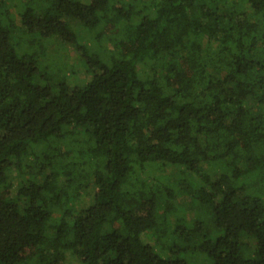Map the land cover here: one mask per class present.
I'll list each match as a JSON object with an SVG mask.
<instances>
[{
	"label": "trees",
	"instance_id": "trees-1",
	"mask_svg": "<svg viewBox=\"0 0 264 264\" xmlns=\"http://www.w3.org/2000/svg\"><path fill=\"white\" fill-rule=\"evenodd\" d=\"M22 36L71 47L87 80L41 71ZM187 250L264 264V0H0V264Z\"/></svg>",
	"mask_w": 264,
	"mask_h": 264
},
{
	"label": "rangeland",
	"instance_id": "rangeland-1",
	"mask_svg": "<svg viewBox=\"0 0 264 264\" xmlns=\"http://www.w3.org/2000/svg\"><path fill=\"white\" fill-rule=\"evenodd\" d=\"M69 23L72 28L76 29L77 32L79 33L81 38L85 37L84 32L81 30L79 24L74 21V20H69ZM39 38H33V36H22L21 39H18V37H14L12 40V43L16 46L20 45L21 48L25 49V52L33 53L36 52L40 54L41 46L44 45L46 41H43ZM32 44V45H31ZM17 47V46H16ZM45 51L44 54L41 56L40 61H39V68L41 71H45L47 74H57L59 71V66L61 65L65 68L64 70L67 71V80L68 84L70 86L74 84H79L81 82H84L87 80L86 76L83 74V71L80 67H82L81 62H77L78 59V54L71 49L69 46L65 45H60L56 41H50V43H47L44 45ZM17 50V49H16ZM99 48L96 46V51H98ZM102 50V49H101ZM18 52V51H17ZM19 54V52H18ZM101 54V53H100ZM72 70H74L73 73ZM55 78H58L57 76ZM92 194L93 191L91 190L89 194L83 195L82 199V204L81 208L86 207L91 203L92 200ZM180 203L182 206L187 207L188 200L185 198L179 199ZM162 209V203L161 199L159 200L158 204V213L161 212ZM193 210L189 208L185 214L186 220H191L193 217ZM201 216L203 217V214L201 212ZM212 230V229H210ZM143 241L147 242L148 244H152V240L147 237V236H142ZM182 258L184 259L186 264H210L205 258L204 255L199 254L198 252L195 251H189L185 254L182 255ZM72 261H69L71 263Z\"/></svg>",
	"mask_w": 264,
	"mask_h": 264
}]
</instances>
